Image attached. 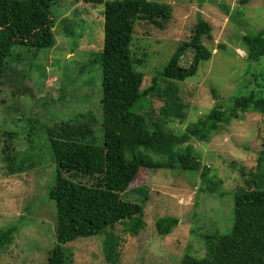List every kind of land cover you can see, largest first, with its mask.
<instances>
[{"label":"rangeland","instance_id":"obj_1","mask_svg":"<svg viewBox=\"0 0 264 264\" xmlns=\"http://www.w3.org/2000/svg\"><path fill=\"white\" fill-rule=\"evenodd\" d=\"M149 1L169 5L171 19L162 31L144 22L135 23L131 50L137 57L145 56L144 65L135 67L144 76L141 90L154 78L159 79V72L177 46L190 40L198 15L211 26L212 39H203L211 52L210 60L201 62L193 77L173 82L184 105L185 119L167 121L166 132H183L207 114L215 104L213 92L226 111L238 97H263L264 58L248 63L241 38L244 34H264V0H248L243 5L240 0ZM103 9V4L56 2L51 7L54 47L36 52L15 46L5 61L7 70L0 81V151L4 134L15 132L17 138L10 141L13 154L21 157L28 152L36 166L8 176L0 153V230L10 226L17 229L13 243L0 248V264H46L56 243L55 203L47 193L57 166L47 129L61 122L74 123L78 115L87 120L90 114L95 142L103 145ZM64 19L69 26L64 27ZM192 57L188 50L180 65L187 67ZM158 83L160 95L146 97L135 110L145 117L150 129L166 103L162 90L168 82ZM190 145L201 166L198 172L141 168L130 190L122 195L132 203L144 201L145 227L135 237L125 234L122 224L113 227V233L121 239L116 264H180L186 254L203 258L205 236L230 232L234 193L247 190L249 173L264 174V163L257 168L259 152L264 150V116L238 113L208 143L192 140ZM149 156L153 161H163L159 156ZM204 167L215 184L214 195L205 190L201 180ZM165 217L177 218L179 223L170 234L159 236L155 222ZM102 239L79 238L64 245L63 250L71 254L72 264H108L101 252Z\"/></svg>","mask_w":264,"mask_h":264},{"label":"trees","instance_id":"obj_2","mask_svg":"<svg viewBox=\"0 0 264 264\" xmlns=\"http://www.w3.org/2000/svg\"><path fill=\"white\" fill-rule=\"evenodd\" d=\"M67 0H0V81L6 70V59L15 46L29 47L36 52L55 45L54 19L51 7ZM70 1V0H69ZM87 5L103 4V46L100 53L102 73V133L103 145L95 142L92 123L78 115L76 122H61L47 129L49 148L57 166L48 199L55 203L56 243L50 250L46 264H72L71 254L63 250L67 243L79 238L102 236L101 252L108 264H116L120 257L121 239L112 231L122 224L125 234L135 237L145 227L143 205L123 200L141 168L147 170L179 169L198 172L192 140L208 143L212 135L227 126L238 113H257L264 116V94L238 97L232 108L223 110L213 92L215 104L207 114L174 134L164 129L167 121L185 119L184 105L173 82L193 77L201 62L211 58L203 39H212L211 26L197 16L188 42L175 49L166 67L151 85L141 90L143 74L136 66L144 65L145 56L137 57L131 50L136 22H144L164 30L171 19V8L149 0H76ZM248 0H240L243 5ZM64 27L69 26L63 20ZM248 63L264 58V34H244L241 38ZM191 50L192 60L187 67L180 59ZM158 80L168 82L162 90L165 105L160 110L153 129L145 117L136 112L138 105L150 95H160ZM142 106V105H141ZM0 153L6 175L13 176L32 170L36 165L28 152L21 157L13 154L10 143L15 132L4 134ZM149 154L162 158L153 161ZM264 163V150L259 152L257 168ZM207 192L215 193V184L206 167L200 172ZM245 177L244 171L240 172ZM264 174H250L247 190H236L233 196V225L226 235H207L205 255L182 257L180 264H264ZM249 184H253L250 188ZM145 197V196H144ZM179 220L165 217L155 222L157 235L166 236ZM15 226L0 230V248L14 241Z\"/></svg>","mask_w":264,"mask_h":264},{"label":"water","instance_id":"obj_3","mask_svg":"<svg viewBox=\"0 0 264 264\" xmlns=\"http://www.w3.org/2000/svg\"><path fill=\"white\" fill-rule=\"evenodd\" d=\"M220 49H223V47L221 46V47H219Z\"/></svg>","mask_w":264,"mask_h":264}]
</instances>
